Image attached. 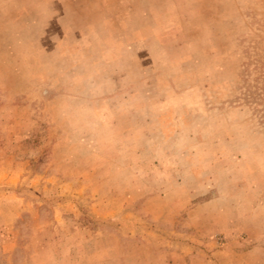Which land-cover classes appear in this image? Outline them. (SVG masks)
Instances as JSON below:
<instances>
[{
  "label": "rangeland",
  "instance_id": "374dc122",
  "mask_svg": "<svg viewBox=\"0 0 264 264\" xmlns=\"http://www.w3.org/2000/svg\"><path fill=\"white\" fill-rule=\"evenodd\" d=\"M0 264H264V0H0Z\"/></svg>",
  "mask_w": 264,
  "mask_h": 264
}]
</instances>
